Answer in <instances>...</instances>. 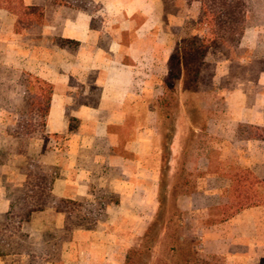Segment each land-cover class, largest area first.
Masks as SVG:
<instances>
[{
  "label": "crops",
  "instance_id": "0c3cea01",
  "mask_svg": "<svg viewBox=\"0 0 264 264\" xmlns=\"http://www.w3.org/2000/svg\"><path fill=\"white\" fill-rule=\"evenodd\" d=\"M22 3L40 9L41 15L19 18L0 7V65L17 73L28 72L49 83L52 95L45 134L32 138L24 152L13 148L4 160L0 159V217L23 194L30 161L35 159L41 166L57 170L51 189L56 198L91 202L115 199L105 208V220L94 228L72 232L71 239L62 245L59 263L37 257L38 263L125 264L129 249L146 231L160 206L159 110L154 98H145L148 86L152 84L153 89L155 82L146 84L139 74L146 41L158 42L160 33L155 31L161 23L163 2ZM174 50L157 43L151 50L153 56H158L154 63L164 60L167 66ZM237 50L238 74L233 57L216 64L218 84L229 83L233 87L226 97L230 111L210 119L217 124L226 119L236 125L264 127V22L251 23L249 11ZM156 98L159 103V97ZM207 131L216 137L217 150L223 155L226 144L227 149L243 152L240 164L264 177V140L246 137L237 143L236 129L218 126ZM176 140L175 135L170 147L173 155L178 152ZM206 160L208 168L210 161ZM219 177L215 174L213 178ZM104 191L106 195H101ZM217 197L218 189L179 195L184 209L211 207L218 204L214 200ZM64 226L65 214L51 204L44 211L35 212L22 225V232L28 233L29 240L39 246L45 230ZM206 235L207 244L214 236ZM27 261L26 256H0V264Z\"/></svg>",
  "mask_w": 264,
  "mask_h": 264
},
{
  "label": "rangeland",
  "instance_id": "374dc122",
  "mask_svg": "<svg viewBox=\"0 0 264 264\" xmlns=\"http://www.w3.org/2000/svg\"><path fill=\"white\" fill-rule=\"evenodd\" d=\"M245 1L251 23L264 22V0ZM162 2L161 23L155 31H159V39L155 43L146 41V54L142 57L139 75L146 84L155 82L153 89L152 84L148 86L145 98L148 101L154 98V105L159 110L164 202L146 231L129 249L125 264H264V206L246 208L247 211H240L233 220L236 214L230 215L240 199L253 194V172L240 164L243 152L227 149L226 144L223 155L217 150L216 137L207 131L218 126L226 130L236 129L237 143L254 131L253 125H236L226 119L217 124L210 119L212 115L223 116L230 111L226 97L233 90L229 83L218 84L216 64L233 57L235 74H238L240 50H211L203 56L200 39H197L200 35L199 3H188L187 0ZM157 43L167 49L175 48L172 56L178 67L170 80L169 64L166 66L164 60L154 63L158 56H153L151 50ZM24 80L22 73L0 65L1 160L13 148L24 152L32 138L45 134L37 124L36 101L24 86ZM156 97H159V103ZM33 128V137H29L27 132ZM175 135L178 152L176 155L171 153L169 167H166L163 157L173 144ZM225 139L228 141L227 137ZM260 156L258 149L257 157ZM206 158L210 161L208 168ZM40 165L38 162L35 169L39 170ZM43 169L51 176L57 174L55 168ZM215 174L220 177L213 178ZM200 189H218L219 197L214 199L218 204L182 208L179 195ZM104 194L105 191L101 192ZM227 215L230 217L220 221ZM213 225L217 227H211ZM206 233L214 236L207 244L204 239Z\"/></svg>",
  "mask_w": 264,
  "mask_h": 264
},
{
  "label": "trees",
  "instance_id": "16d2710c",
  "mask_svg": "<svg viewBox=\"0 0 264 264\" xmlns=\"http://www.w3.org/2000/svg\"><path fill=\"white\" fill-rule=\"evenodd\" d=\"M187 2L199 3L198 30L200 35H197V39H200L203 56L211 50L222 51L239 48L241 37L248 24V8L245 0H187ZM0 7L19 18L30 15L39 18L41 15L40 9L26 7L22 0H0ZM173 57L174 55L169 61V80L174 77V69L176 66L178 67ZM22 76L25 79L24 86L36 101V114L39 118V120L36 119L37 124L45 131L52 87L49 83L28 72H22ZM34 131L35 128L29 130L27 135L33 137ZM252 131L249 138L264 140V127L253 126ZM170 155L169 147L163 157L166 167H169ZM37 164V160L31 159L23 194L12 202L11 210L5 216L0 217V256L12 254L28 258L26 263L12 262L10 264H40L37 257L59 263L62 245L71 239L72 232L78 228H94L99 221L106 219L107 204L115 202V199L111 197L100 198L95 202L56 198L51 189L57 174L51 176L41 165L39 170H36ZM252 175L253 194L240 199L237 202L236 210L230 214L231 216L249 207L264 206V179L253 173ZM163 177L164 172L161 177L159 209L163 208L164 202L165 182ZM51 204H54L57 212L65 214V226L63 229L53 227L45 230L42 233L41 245H34L29 240V234L22 232V225L28 222L35 212L44 211ZM230 215L220 221L226 220Z\"/></svg>",
  "mask_w": 264,
  "mask_h": 264
}]
</instances>
